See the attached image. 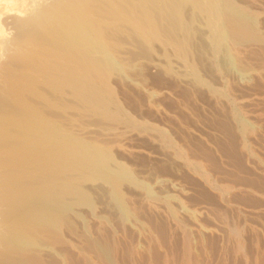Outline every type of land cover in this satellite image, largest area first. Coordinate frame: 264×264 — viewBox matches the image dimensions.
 <instances>
[{
    "label": "bare ground",
    "instance_id": "obj_1",
    "mask_svg": "<svg viewBox=\"0 0 264 264\" xmlns=\"http://www.w3.org/2000/svg\"><path fill=\"white\" fill-rule=\"evenodd\" d=\"M255 3L257 0H55L42 6L34 20L20 23L21 35L12 49L2 40L0 264H113L118 229L136 220V211L122 189L125 183L143 190L150 211L152 205L161 203L165 214L178 223L185 205L176 194L153 190V184L139 179L125 161L117 159L112 149L117 142L112 143L109 135H120L119 126L156 133L165 148H171V158L185 160L182 163L203 183L220 192L229 190L211 179L204 163L185 157V149L159 125L137 119L125 109L111 77L117 73L125 76L127 64L138 54L133 53L134 48L147 51L161 44L166 59L175 55L184 68L181 71L186 69L200 79L186 62L187 46L199 28L205 31L212 53L224 51L223 43L229 45L232 50L226 54L233 63L237 46V50L248 48L243 54L249 50L263 53L264 30L259 23L264 10L255 8ZM196 34L198 40L204 35ZM252 51L249 53L254 55ZM167 61L173 67L172 60ZM237 111V130L244 131L247 122ZM100 193L106 196L103 202L112 215L96 212L103 204L96 205Z\"/></svg>",
    "mask_w": 264,
    "mask_h": 264
},
{
    "label": "rangeland",
    "instance_id": "obj_2",
    "mask_svg": "<svg viewBox=\"0 0 264 264\" xmlns=\"http://www.w3.org/2000/svg\"><path fill=\"white\" fill-rule=\"evenodd\" d=\"M53 1L0 0V44L6 40V48L12 49V43L21 35L20 23L29 18L34 20L40 8ZM258 2L256 7L252 6L264 10V3ZM261 18L259 27L263 31L264 16ZM195 30V34L204 35L199 40L200 36L195 38V34L191 38L186 62L200 79L193 76L195 80L192 73L187 77L189 71L184 70L186 75L181 71L184 68L175 55L169 56V62L177 59L169 67L168 55L164 56L162 45L156 44L147 51L134 48L133 53L138 54L133 63L127 64L130 66L124 70L125 76L114 74L111 81L125 109L137 119L159 125L185 149V157L204 163V171L211 174V179L215 178V183L224 184L229 190L224 194L203 183L199 175L183 164L185 160L171 158V148H165L167 145L156 133L119 126L122 135H109L112 143L117 142L112 146L117 159L125 161L139 179L153 184V190L176 194L185 206L179 214L181 219L178 216L175 219L178 223L174 224V219L165 214L163 204L154 203L155 212L150 211L143 190L123 184L127 202L136 211V220L123 223L126 227L118 225L121 229L118 227V243L113 252L115 264H264V177H259L264 169V51L249 50L243 54L248 48L237 50V46L235 50L239 52L233 50L237 54L233 63L227 56L232 50L227 48V43L221 46L226 50L212 53L205 31ZM0 57H4L1 52ZM186 62L182 60L183 64ZM236 111L244 117L248 129L237 130L240 127L235 120ZM157 178L165 181L159 183ZM97 195L100 199L96 196L99 199L98 202L95 199L96 205L103 204L96 212L112 215L108 204L103 202L104 195ZM109 217L116 220V216Z\"/></svg>",
    "mask_w": 264,
    "mask_h": 264
}]
</instances>
